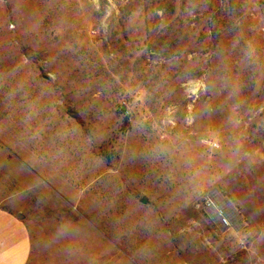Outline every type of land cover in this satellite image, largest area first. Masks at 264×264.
<instances>
[{
  "label": "rangeland",
  "instance_id": "374dc122",
  "mask_svg": "<svg viewBox=\"0 0 264 264\" xmlns=\"http://www.w3.org/2000/svg\"><path fill=\"white\" fill-rule=\"evenodd\" d=\"M0 203L28 264H264V0H0Z\"/></svg>",
  "mask_w": 264,
  "mask_h": 264
},
{
  "label": "crops",
  "instance_id": "0c3cea01",
  "mask_svg": "<svg viewBox=\"0 0 264 264\" xmlns=\"http://www.w3.org/2000/svg\"><path fill=\"white\" fill-rule=\"evenodd\" d=\"M30 255L28 232L22 218L0 207V264H28Z\"/></svg>",
  "mask_w": 264,
  "mask_h": 264
},
{
  "label": "built area",
  "instance_id": "2783aa9c",
  "mask_svg": "<svg viewBox=\"0 0 264 264\" xmlns=\"http://www.w3.org/2000/svg\"><path fill=\"white\" fill-rule=\"evenodd\" d=\"M214 201H213V197H209V198H207L206 200H205V203H204V206L208 209V210H210V212L212 213V211H211V208L212 207H215L214 206ZM216 208H217V206H216ZM218 209V208H217ZM213 214V213H212ZM214 216V215H213ZM220 217V220H217L218 222H220V226H222V227H225L227 224H226V218L225 217H223V216H219ZM215 218V217H214ZM216 219V218H215Z\"/></svg>",
  "mask_w": 264,
  "mask_h": 264
},
{
  "label": "bare ground",
  "instance_id": "6f19581e",
  "mask_svg": "<svg viewBox=\"0 0 264 264\" xmlns=\"http://www.w3.org/2000/svg\"><path fill=\"white\" fill-rule=\"evenodd\" d=\"M213 201H214V199H213ZM222 202H223L225 205H227V208L229 207V210L232 211V209L230 208V206H229L228 204H226L224 201H222ZM213 204H214V206L216 205L215 202H214ZM217 208H218V209H217ZM217 208H216V206L211 208V211H212L214 217L216 218V219H215L216 221H217V220H220V217H219V216H223V215H224V216H227L226 213H224L223 210H221L220 207H217ZM232 212H233V211H232ZM233 213H234V212H233ZM234 215H235V214H234ZM224 216H223V217H224ZM235 216H236V215H235ZM226 220H227V219H226ZM217 222H218V221H217ZM219 223H220V222H219ZM226 224H227L226 226H228V224H229V223H228V220L226 221Z\"/></svg>",
  "mask_w": 264,
  "mask_h": 264
},
{
  "label": "water",
  "instance_id": "95a60500",
  "mask_svg": "<svg viewBox=\"0 0 264 264\" xmlns=\"http://www.w3.org/2000/svg\"><path fill=\"white\" fill-rule=\"evenodd\" d=\"M220 198H221L222 201H224L226 204H228L232 208V205L230 204V202L226 198H222V197H220ZM140 203L141 204H146L147 203V199L145 197H142L140 199ZM232 210L236 213V211L233 208H232ZM236 216L239 217V215L237 213H236Z\"/></svg>",
  "mask_w": 264,
  "mask_h": 264
}]
</instances>
